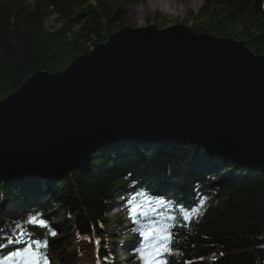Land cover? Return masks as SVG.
I'll list each match as a JSON object with an SVG mask.
<instances>
[{
    "label": "trees",
    "instance_id": "1",
    "mask_svg": "<svg viewBox=\"0 0 264 264\" xmlns=\"http://www.w3.org/2000/svg\"><path fill=\"white\" fill-rule=\"evenodd\" d=\"M51 19L55 27L49 29ZM184 26L196 35L242 42L256 55H264V0H206L197 12L189 13ZM123 28L119 10L110 9L106 0H0V101L38 71L62 72ZM128 193L137 203H156L160 195L169 199L142 209L134 230L176 217L171 232L181 233L182 240L171 245L175 254L166 257L170 264H264L262 170L198 144L132 142L96 151L84 171L44 182L0 181V225L5 230L0 261L22 253L34 238L47 242V248L39 250L43 264L44 258L47 264H71L87 251L72 249L82 238L89 239L88 250L96 245L102 264H115L112 251L126 237L108 231L107 214L115 197L127 198ZM3 205L20 216L11 219ZM180 208L198 210L187 226ZM32 216L43 219L48 228H33L27 223ZM116 224L121 226V221ZM22 231L27 234L20 235ZM52 231L57 234L49 235ZM132 255L141 264L139 256ZM212 255L217 257L209 261Z\"/></svg>",
    "mask_w": 264,
    "mask_h": 264
},
{
    "label": "water",
    "instance_id": "2",
    "mask_svg": "<svg viewBox=\"0 0 264 264\" xmlns=\"http://www.w3.org/2000/svg\"><path fill=\"white\" fill-rule=\"evenodd\" d=\"M198 144L264 172V55L183 25L125 27L0 101V181H49L132 142Z\"/></svg>",
    "mask_w": 264,
    "mask_h": 264
},
{
    "label": "rangeland",
    "instance_id": "3",
    "mask_svg": "<svg viewBox=\"0 0 264 264\" xmlns=\"http://www.w3.org/2000/svg\"><path fill=\"white\" fill-rule=\"evenodd\" d=\"M28 1H32V0H28ZM91 1L94 2L95 0H91ZM106 1L108 2V7L110 9L119 10V19L125 25V27H128V28L131 27L133 29H136V28L147 27L150 25H155L160 30L169 28L175 25H180V24L184 26V23L185 21H187L189 13L197 12L201 8V6L206 2V0L170 1L171 6H177V9H178L177 12H174L173 14H170L169 16H165L161 10H158V12L156 13L148 14L147 19H145L144 21L143 16L145 15L141 13V9L143 8V0H137L134 2H130L126 0H106ZM132 16H136L138 21L133 20ZM48 26H49V29H52L55 27L53 23V19H51L48 22ZM171 145L175 146L174 144H171ZM130 197H129V200H122L121 197L115 198V201H117V205L112 210H110L109 213L107 214L108 231H112L116 233L121 232L123 234L125 233V235H130V232H127V231H129L128 227L131 225L132 220H133L132 218L133 214L131 215V212H134V211H131L133 207L126 206L127 202L131 201ZM127 212H130V215L126 214ZM7 213L12 214L14 219H16L17 214H14L13 210L7 209ZM116 221H121L123 225L125 226H118L115 223ZM129 239H133L132 246L136 244L141 245L142 243V242L139 243L140 239L139 240L134 239V237L132 238V236ZM180 239H181V235L176 236L173 242L175 243L177 240H180ZM118 243H120V241H118ZM126 243H127L126 247L122 248L118 246L116 249V252H118V257L120 258V261H122V264H127L126 262L132 261V257H128L129 254H127L128 251H126L127 248L131 247L130 246L131 244L128 245L129 241H127ZM82 245H87V242H84ZM77 248H79V246ZM73 261H74V264H94L95 257L92 253L88 252L85 254V256L75 258ZM38 264H39V261H38Z\"/></svg>",
    "mask_w": 264,
    "mask_h": 264
},
{
    "label": "snow or ice",
    "instance_id": "4",
    "mask_svg": "<svg viewBox=\"0 0 264 264\" xmlns=\"http://www.w3.org/2000/svg\"><path fill=\"white\" fill-rule=\"evenodd\" d=\"M162 203V201L160 202ZM140 205H135L133 211L140 208ZM184 219V226H187L191 222L193 215L198 214L197 209L186 210L184 208L179 209ZM144 213L141 212V215ZM176 217L168 216L163 222L153 221L151 225L141 227L137 230L142 243L140 247L136 249V253L141 260V264H168L166 257L174 255L175 252L171 248L172 232L171 228L175 226ZM27 223L33 228H48V224L43 219H38L37 216H32L27 220ZM27 234L26 231H22L20 235ZM49 235L55 236L57 233L52 231ZM98 243V242H97ZM33 248L36 250L34 251ZM41 248H47L46 241L33 240L32 244L24 250L23 253L14 252L11 255L5 257L0 261V264H12L13 261L24 260L25 264H38L42 255L39 253ZM44 264H47V259L44 258Z\"/></svg>",
    "mask_w": 264,
    "mask_h": 264
},
{
    "label": "bare ground",
    "instance_id": "5",
    "mask_svg": "<svg viewBox=\"0 0 264 264\" xmlns=\"http://www.w3.org/2000/svg\"><path fill=\"white\" fill-rule=\"evenodd\" d=\"M170 1H174V0H143V8L141 9V13L145 15L143 16L144 21L145 19H147L148 14L156 13L158 12V10H161L165 16H169L170 14L177 12L178 10L177 6H171ZM179 1H182V0H179ZM132 18L133 20L138 21L136 16H132ZM141 143L145 144L149 142L146 141V142H141Z\"/></svg>",
    "mask_w": 264,
    "mask_h": 264
}]
</instances>
